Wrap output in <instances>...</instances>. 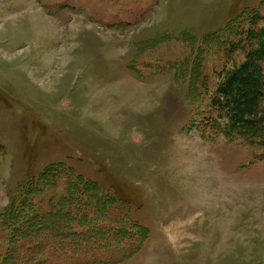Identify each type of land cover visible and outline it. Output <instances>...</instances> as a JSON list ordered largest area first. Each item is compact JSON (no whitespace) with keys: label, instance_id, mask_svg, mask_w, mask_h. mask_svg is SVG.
Returning a JSON list of instances; mask_svg holds the SVG:
<instances>
[{"label":"rangeland","instance_id":"374dc122","mask_svg":"<svg viewBox=\"0 0 264 264\" xmlns=\"http://www.w3.org/2000/svg\"><path fill=\"white\" fill-rule=\"evenodd\" d=\"M262 27L264 0H0V220L32 164L51 172L34 215L0 223V264L83 260L59 228L29 233L70 180L90 194L86 214L102 190L118 203L95 224L97 248L116 220L149 231L80 264H116L131 247L122 264H264V149L230 140L214 105Z\"/></svg>","mask_w":264,"mask_h":264},{"label":"trees","instance_id":"16d2710c","mask_svg":"<svg viewBox=\"0 0 264 264\" xmlns=\"http://www.w3.org/2000/svg\"><path fill=\"white\" fill-rule=\"evenodd\" d=\"M253 16L258 19L259 13L254 11ZM248 36H251L250 39L253 38L257 41L258 48L254 52L253 50L250 51L247 59L240 66L226 73L224 80L219 83L216 89L218 96L214 101V105L223 113L222 115L227 121L224 130L225 135L230 140L238 137L251 146L264 149V70L260 64V61L264 60V27L256 31L250 30ZM33 168L32 164L24 176L25 181L18 190L21 201L10 204L1 219L2 222L0 220L1 225L2 223L5 226L9 222L27 220L28 212H30V216L34 215L32 190L36 187L37 181L44 180V177L51 172L48 170L49 167L45 166L38 177L36 171L32 170ZM82 180H84L83 183L86 187L98 186L96 183L89 182L84 178ZM69 183L67 193L52 205L51 210L45 216L29 221V223L35 221L30 225V234L41 236L44 232H51V230L59 228L55 232L59 235V243L64 247V250L75 249L77 254L84 256L83 260H79L78 257H67L62 254L65 264H80L85 260L90 261L92 253L105 252L109 247L115 251L126 250L129 247L124 241L126 235H132L142 240L147 239L149 233L147 227L124 218L114 221L112 226L109 227L110 233L108 234L114 238L112 244L104 248H97L91 244L94 239L95 224L112 221L110 212L118 203L114 197L101 189V198L96 200L99 206L98 215H92V210H88L89 208L86 214L83 211L81 199L90 197L88 190L81 186L82 181L71 182L70 180ZM91 203L90 201L89 204ZM76 230L81 231V234L84 233V235H79ZM105 234L102 233L101 236H105ZM131 244L135 245L134 241H131ZM40 250H42L41 247ZM136 252L137 248L131 247L129 251L123 252L121 259L112 263L122 264ZM38 253L40 254V251ZM98 260L88 264L108 263L102 257Z\"/></svg>","mask_w":264,"mask_h":264}]
</instances>
